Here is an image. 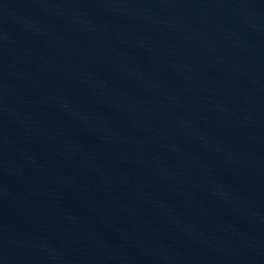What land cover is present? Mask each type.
Returning <instances> with one entry per match:
<instances>
[{
  "label": "water",
  "instance_id": "water-1",
  "mask_svg": "<svg viewBox=\"0 0 264 264\" xmlns=\"http://www.w3.org/2000/svg\"><path fill=\"white\" fill-rule=\"evenodd\" d=\"M0 264H264V0H0Z\"/></svg>",
  "mask_w": 264,
  "mask_h": 264
}]
</instances>
